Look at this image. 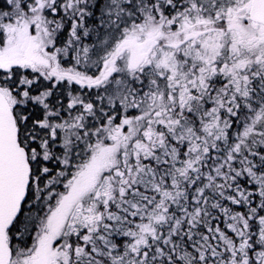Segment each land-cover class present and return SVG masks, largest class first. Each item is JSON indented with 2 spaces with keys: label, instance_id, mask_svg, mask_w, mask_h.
<instances>
[{
  "label": "snow or ice",
  "instance_id": "snow-or-ice-1",
  "mask_svg": "<svg viewBox=\"0 0 264 264\" xmlns=\"http://www.w3.org/2000/svg\"><path fill=\"white\" fill-rule=\"evenodd\" d=\"M0 264H264V0H0Z\"/></svg>",
  "mask_w": 264,
  "mask_h": 264
}]
</instances>
